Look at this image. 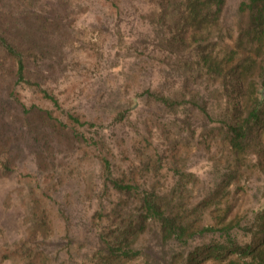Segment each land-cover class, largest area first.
I'll return each mask as SVG.
<instances>
[{
  "label": "rangeland",
  "instance_id": "obj_1",
  "mask_svg": "<svg viewBox=\"0 0 264 264\" xmlns=\"http://www.w3.org/2000/svg\"><path fill=\"white\" fill-rule=\"evenodd\" d=\"M240 1L226 2L221 39L210 40L218 57L232 49ZM155 2L0 0V31L20 47L38 49L27 77L59 103L57 108L36 87L16 83L13 65L0 52V264H27L22 252L29 247L42 251L49 264L97 262L102 207L113 201L104 192L102 157L120 172L136 166L142 181H159L166 190L176 178L165 152L176 147L179 169L198 179L190 182L191 201L230 169L227 147L201 144L203 129L213 125L188 96L165 108L147 93L177 95L181 75L189 70L183 61L193 57L195 46H162L159 29L148 21ZM158 152L164 164L157 174L138 166ZM254 162L252 156L244 161L233 188L240 205L234 213L241 218L264 201V179ZM136 249L141 256L127 264H172L181 252L161 243L155 224Z\"/></svg>",
  "mask_w": 264,
  "mask_h": 264
},
{
  "label": "trees",
  "instance_id": "obj_2",
  "mask_svg": "<svg viewBox=\"0 0 264 264\" xmlns=\"http://www.w3.org/2000/svg\"><path fill=\"white\" fill-rule=\"evenodd\" d=\"M227 1L156 0L148 21L159 29L157 38L162 46L173 51L195 46L193 57L183 61L189 70L181 75L177 95L147 93L165 108L179 106L180 100L188 96L198 114L213 125L203 129L201 144L210 147L219 142L227 147L232 157L230 169L221 173L200 199L191 201L190 182L198 179L179 169L176 147L165 152L176 178L166 190L159 181H142L136 166L131 164L120 172L107 157H102L103 188L113 201L108 209L102 207L105 223L98 234L101 248L95 255V264H127L136 260L141 256L136 245L150 224L158 227L161 243L181 249L172 264H264V201L241 218L234 213L240 205L233 198V188L240 182L248 157H254L253 166L264 179V0L240 1L232 49L218 57L216 44L210 40L215 35L221 39V13ZM0 52L13 65L16 83L36 87L59 107L53 95L27 77L28 66L39 55L36 47H20L2 30ZM196 85L199 90L194 92ZM69 118L82 124L77 117ZM140 163V168L157 174L164 159L158 152L141 158ZM205 216L210 223H205ZM206 235L214 238L197 242ZM22 256L28 258L27 264H49L43 252L32 247Z\"/></svg>",
  "mask_w": 264,
  "mask_h": 264
}]
</instances>
